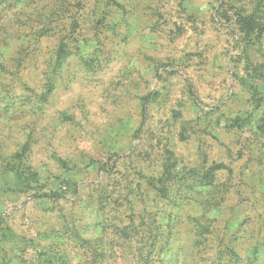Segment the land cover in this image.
I'll return each mask as SVG.
<instances>
[{
	"label": "rangeland",
	"instance_id": "rangeland-1",
	"mask_svg": "<svg viewBox=\"0 0 264 264\" xmlns=\"http://www.w3.org/2000/svg\"><path fill=\"white\" fill-rule=\"evenodd\" d=\"M0 264H264V0H0Z\"/></svg>",
	"mask_w": 264,
	"mask_h": 264
}]
</instances>
